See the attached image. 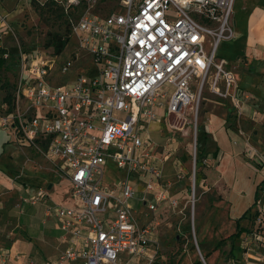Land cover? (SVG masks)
Here are the masks:
<instances>
[{
	"label": "built area",
	"instance_id": "2783aa9c",
	"mask_svg": "<svg viewBox=\"0 0 264 264\" xmlns=\"http://www.w3.org/2000/svg\"><path fill=\"white\" fill-rule=\"evenodd\" d=\"M119 1L116 13L87 12L71 23L69 37L87 58L75 53L60 63L62 77L85 64L73 81L51 82L56 56L17 51L19 73L10 101L0 103V128L57 167L74 203L45 205L42 224L54 222L66 244L55 259L3 248L0 264H153L160 208L175 210L177 201L162 182L167 157L156 153L150 127L190 104L197 112L205 88L240 109L231 65L217 59L219 44L235 38L234 0ZM0 29L10 31L2 20ZM260 163L264 170V157ZM109 166L121 177L107 186ZM194 179L193 167V187ZM45 195L26 188L21 204H43ZM241 248L242 260L225 264H249L252 253L264 252V187Z\"/></svg>",
	"mask_w": 264,
	"mask_h": 264
},
{
	"label": "rangeland",
	"instance_id": "374dc122",
	"mask_svg": "<svg viewBox=\"0 0 264 264\" xmlns=\"http://www.w3.org/2000/svg\"><path fill=\"white\" fill-rule=\"evenodd\" d=\"M13 2L7 0L4 5L10 6ZM119 5V0H76L73 3L71 0H19L8 15L0 13V20L10 29L3 33L5 39L1 50H8L11 55L18 50L28 54L40 51L54 58L56 55L52 48L45 46L49 34L68 37L69 41L62 53L56 56L50 75L52 83H64L66 76L62 79L58 73L60 63L72 58L75 53L79 54L83 62L87 59L78 52L69 37L71 23L87 12L103 18L116 13L120 9ZM222 46H218V51ZM220 58L217 55V59ZM84 65H78L77 71L70 74L68 82L74 80L77 73H81ZM18 73L14 58L1 61L0 103L5 101L3 99L6 96L12 95ZM83 73L87 74L85 71ZM219 86L221 89V84ZM221 102L217 94L205 88L200 94L197 112L194 104H190L178 114L150 127L149 136L156 146V153L167 157L162 164V182L177 201L175 210L161 207L159 211L160 226L153 247L158 255V264H186L189 260L200 262L197 247L206 264H224L234 258L232 251H236L239 238L228 237L235 233L239 221L247 219L252 204L247 199L248 193L264 177L260 163V157H264V129L261 128L264 126L249 122L243 124L238 114L234 119L233 114L228 115L230 119L226 121L225 127L229 130V142L235 146V152L231 156L222 153L217 162H211L210 157V164H203L205 157L202 155L199 160L197 149L205 145L209 147V140L205 139L207 133L203 132L206 127L204 114L207 110L214 114H226L229 106L221 107L218 105ZM197 128L200 129L197 131ZM11 139L9 131L0 128V169L10 179L7 189L0 193V249H11L13 253L27 255L38 262L53 259L66 247L64 241L60 242L61 232L54 231L50 222L42 224L44 206L23 205L20 198L26 188H32L46 193L44 205L48 206L52 200L57 203L55 198H60L67 206H71L74 202L70 184L43 155L29 148H19ZM245 145L256 153L255 158L259 164L244 156L242 149ZM194 150L196 164L193 159ZM218 150L216 147V152ZM206 152L202 151L204 154ZM224 158L230 161L222 164ZM53 162L57 165L59 161ZM38 177L43 181L37 183ZM119 178L120 174L115 169L107 168L103 184L112 185ZM49 185L51 188L48 189ZM243 214L244 217L238 220ZM240 253L238 261L244 257L241 250ZM251 255L260 260L252 258L244 263L264 264V252ZM125 259L124 254L120 255V261Z\"/></svg>",
	"mask_w": 264,
	"mask_h": 264
},
{
	"label": "crops",
	"instance_id": "0c3cea01",
	"mask_svg": "<svg viewBox=\"0 0 264 264\" xmlns=\"http://www.w3.org/2000/svg\"><path fill=\"white\" fill-rule=\"evenodd\" d=\"M6 1L7 0H0V13L8 15V12L17 5L19 0H14L13 4L10 6L4 5ZM232 22L234 25L235 38L230 41L221 42L219 45L223 46L221 47L220 51H218V47L217 55L221 57L220 59L228 61L231 65L229 66V69L231 70L236 82V96L239 100L240 109L237 111L230 99L220 98L222 102L218 104L219 106H229L226 114H214L208 110L205 112L204 124L206 127L203 128V132L207 133V135H205L207 138L205 139L209 140V147L206 148L205 145L202 150L207 151L206 153H209L210 155L208 154V156L206 153L202 154L205 158L208 157V160L211 157V162L219 161L220 155L222 153L224 156H231L235 152V146L229 142L231 135H229V130L225 127L226 121L230 119L228 118V115L233 114L232 118L234 119L238 114L240 119H242L241 121L243 124L245 122H249L250 124L258 123L261 126H264V0H234ZM3 33L6 32L0 29L1 42L5 39ZM70 76L71 75L65 77V82L69 81L68 79L71 78ZM61 78L63 79V77ZM261 128L264 129V127ZM11 141L14 143L12 139ZM14 144L18 146L16 143ZM18 147L26 148L28 150L27 147ZM216 147L219 148L217 152ZM242 152L244 153V156L251 162H258L255 158L256 153L250 146L245 145L242 149ZM227 159L228 158H224L222 160V164H226L230 161ZM107 168L111 170L115 169L113 166H109ZM41 181H43V179L40 177H38L36 180L37 183H40ZM9 182L10 179L8 176L2 171V169H0V193H3L5 189H7ZM262 187H264V177H261V180L258 183H255L248 193L247 199L248 201H252L250 206L251 212L248 214L246 220L239 221V226L245 229V232L241 233L238 237L239 242L235 246L236 251H232L234 255L233 259H235V261H238L241 255L240 250L243 254L241 240L244 237L246 231L251 227V221L254 215V204L260 194ZM28 189L30 192L34 191L32 188ZM55 200L57 203L52 200L51 204L48 206H67L60 200V198H55ZM41 205L46 209L44 204ZM50 223L53 227L52 229L59 232L55 228V223ZM201 238L204 239L203 235ZM44 239L50 242L48 238L44 237ZM62 241L63 240L60 236V242ZM55 258L56 257L53 259ZM252 258L259 260V258L253 257V255H251L250 259ZM187 263L193 264L194 262L189 260ZM140 264H144L143 259L141 260Z\"/></svg>",
	"mask_w": 264,
	"mask_h": 264
},
{
	"label": "trees",
	"instance_id": "16d2710c",
	"mask_svg": "<svg viewBox=\"0 0 264 264\" xmlns=\"http://www.w3.org/2000/svg\"><path fill=\"white\" fill-rule=\"evenodd\" d=\"M69 41V38L68 37H63L61 35H58V34H49L48 36V39L45 43V46L46 47H51L52 48V51L53 53L58 56L62 53L63 49L65 48V46L67 45ZM3 52H6V50H1L0 49V55H2ZM9 53V52H8ZM14 55V56H13ZM9 54L10 58L7 59L6 61H11V58H14V63L17 64V61H16V58H17V51L13 54ZM4 60L2 58V56H0V64H1V61ZM63 84V83H61ZM1 87V86H0ZM10 98H11V95H8L6 96L3 100L9 102L10 101ZM200 128H197V131L199 130ZM203 148L201 147L200 149H197L199 151V160L201 158V156L203 155L202 154V150ZM197 159V157H196ZM195 159V160H196ZM197 161H195V164H196ZM244 217V214L238 219V220H241L242 218ZM245 232V229L241 228L238 224L236 225V231L235 233L231 234L228 238H233V237H239V235L241 233ZM153 264H158L157 262H154ZM193 264H201L199 262V260H197L196 262H194Z\"/></svg>",
	"mask_w": 264,
	"mask_h": 264
},
{
	"label": "water",
	"instance_id": "95a60500",
	"mask_svg": "<svg viewBox=\"0 0 264 264\" xmlns=\"http://www.w3.org/2000/svg\"><path fill=\"white\" fill-rule=\"evenodd\" d=\"M50 187H51V186L49 185V186H48V189H49Z\"/></svg>",
	"mask_w": 264,
	"mask_h": 264
}]
</instances>
